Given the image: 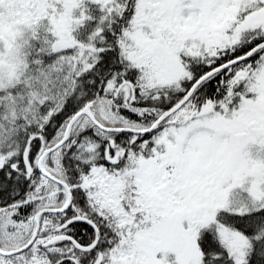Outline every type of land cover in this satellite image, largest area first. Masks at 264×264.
<instances>
[{"label": "snow or ice", "instance_id": "6c2138e0", "mask_svg": "<svg viewBox=\"0 0 264 264\" xmlns=\"http://www.w3.org/2000/svg\"><path fill=\"white\" fill-rule=\"evenodd\" d=\"M0 264H264V0H0Z\"/></svg>", "mask_w": 264, "mask_h": 264}]
</instances>
